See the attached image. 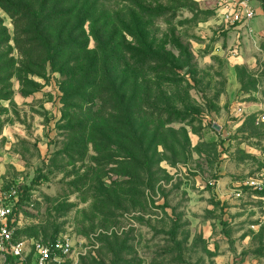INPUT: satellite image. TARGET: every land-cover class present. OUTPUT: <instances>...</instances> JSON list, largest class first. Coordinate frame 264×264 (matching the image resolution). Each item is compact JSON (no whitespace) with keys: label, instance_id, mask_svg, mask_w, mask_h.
I'll list each match as a JSON object with an SVG mask.
<instances>
[{"label":"rangeland","instance_id":"1","mask_svg":"<svg viewBox=\"0 0 264 264\" xmlns=\"http://www.w3.org/2000/svg\"><path fill=\"white\" fill-rule=\"evenodd\" d=\"M141 1L170 10L148 33L174 69L141 72L135 148L118 113L98 99L88 111L75 78L50 64L24 74L14 42L0 48V203L26 256L0 250V264H29L33 242L48 264H264V15L226 24L223 0ZM97 6L90 49L93 28L107 39L132 19L130 0ZM163 107L186 118L168 122Z\"/></svg>","mask_w":264,"mask_h":264},{"label":"trees","instance_id":"2","mask_svg":"<svg viewBox=\"0 0 264 264\" xmlns=\"http://www.w3.org/2000/svg\"><path fill=\"white\" fill-rule=\"evenodd\" d=\"M99 1L0 0V8L9 14L13 25L12 36L0 17V48L14 42L24 74L43 76L50 64L62 75L75 78L79 90L84 89L79 99L88 104V111L93 110L92 101L98 99L103 115L118 113L126 132L125 144L135 148L136 123L143 113L141 72L149 69L163 74L174 69L171 53L156 48L149 35L150 23L171 17L170 10L130 0L132 19L116 22L107 39L100 28H93L97 49H90L86 23ZM104 25L108 28L109 24ZM128 35L132 40H127ZM157 113L168 122L186 118L185 113L166 107ZM87 124L79 123L78 131L82 132ZM129 155L134 157L132 152Z\"/></svg>","mask_w":264,"mask_h":264},{"label":"built area","instance_id":"3","mask_svg":"<svg viewBox=\"0 0 264 264\" xmlns=\"http://www.w3.org/2000/svg\"><path fill=\"white\" fill-rule=\"evenodd\" d=\"M253 1L257 2V5ZM220 4L222 8L219 15L221 21L226 24L250 23L258 15H264V0H223ZM260 118L264 122V104ZM10 220L11 208L7 203H0V250L12 254L17 261L25 260V242L13 240V232L9 227ZM55 246L63 252H68L70 249L68 241L66 244L58 241ZM29 255L31 257L29 264H48L52 252L48 246L33 242Z\"/></svg>","mask_w":264,"mask_h":264},{"label":"water","instance_id":"4","mask_svg":"<svg viewBox=\"0 0 264 264\" xmlns=\"http://www.w3.org/2000/svg\"><path fill=\"white\" fill-rule=\"evenodd\" d=\"M214 127H215V128H218V125H217V124H215V125H214Z\"/></svg>","mask_w":264,"mask_h":264}]
</instances>
